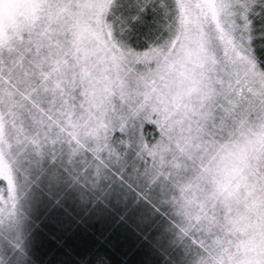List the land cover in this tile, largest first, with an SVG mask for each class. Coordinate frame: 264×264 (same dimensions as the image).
Listing matches in <instances>:
<instances>
[{"label":"snow or ice","instance_id":"snow-or-ice-1","mask_svg":"<svg viewBox=\"0 0 264 264\" xmlns=\"http://www.w3.org/2000/svg\"><path fill=\"white\" fill-rule=\"evenodd\" d=\"M45 157L92 186L130 165L189 264H264V0H0V240L15 248Z\"/></svg>","mask_w":264,"mask_h":264},{"label":"rangeland","instance_id":"rangeland-1","mask_svg":"<svg viewBox=\"0 0 264 264\" xmlns=\"http://www.w3.org/2000/svg\"><path fill=\"white\" fill-rule=\"evenodd\" d=\"M114 168V171H122L125 178L129 177V182L120 179L110 180L109 174L112 171L95 186L91 183L79 182L73 178L72 168L59 157L55 160L45 157L39 167L31 168L29 182L18 201L20 247L15 248L7 240H0V262L2 264H35L37 252L33 251L34 238L31 229L36 221L42 220L47 215L49 207L43 205L49 201L50 208L54 207L50 211L54 210V214L58 208L69 212V206L73 204L71 198L77 196L81 200L76 201L75 204L83 209L94 205L95 214L112 219L118 216L125 218L123 230L129 228L126 224L136 230L147 229L148 224H153L151 233L154 240L151 244L156 246L152 248L157 250L162 258L160 264L182 262L185 264V258L180 256L185 255L182 253L185 246L177 241L176 229L169 220L170 205L161 201L159 188H148L142 181L137 180L131 174L130 165L123 170H120L119 166ZM145 191H148V196H144L139 203L137 197L145 194ZM160 212H163L164 216ZM155 219L159 223L156 224ZM175 256L178 258H174ZM186 264H189V261Z\"/></svg>","mask_w":264,"mask_h":264},{"label":"trees","instance_id":"trees-1","mask_svg":"<svg viewBox=\"0 0 264 264\" xmlns=\"http://www.w3.org/2000/svg\"><path fill=\"white\" fill-rule=\"evenodd\" d=\"M109 175L110 180L129 182L130 179L125 178L119 170ZM147 193L145 191V194L137 197L139 203L144 196H148ZM71 199L73 204L69 206V212L58 208L54 214V210L50 211L54 207L50 208L49 201L43 205L49 207L48 213L45 218L36 221L31 229L33 251L37 252L35 264H160L162 258L157 250H153L152 247L156 246L151 244L154 240L151 233L153 224L146 225L149 227L147 229L136 230L125 223L129 228L124 231L125 218L118 216L112 219L95 214L94 205L83 209L75 204L81 199L77 196ZM160 214L164 216L163 212ZM155 223L159 222L156 220ZM182 253L185 255L180 256L185 258L186 264L190 259L189 253L186 249H182Z\"/></svg>","mask_w":264,"mask_h":264}]
</instances>
